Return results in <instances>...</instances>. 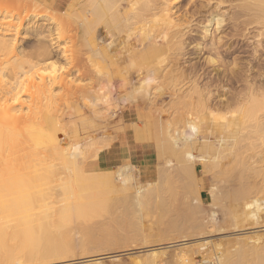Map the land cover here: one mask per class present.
<instances>
[{"label":"bare ground","instance_id":"6f19581e","mask_svg":"<svg viewBox=\"0 0 264 264\" xmlns=\"http://www.w3.org/2000/svg\"><path fill=\"white\" fill-rule=\"evenodd\" d=\"M5 1L6 0H0V5L1 4L3 5V7L0 6V13H1L0 17L2 16V19H0V264H12V261H14L15 256L16 255L18 256V254H23L24 256L26 255L25 256L26 258L24 259H26L27 261L31 258L30 256H33L34 260L36 258L39 259L40 258L43 259L45 257L49 258V256H53V255L55 256L60 254L63 250L64 251H66V249L68 250L69 248L68 245L70 246L72 244L71 239L69 238L70 235L67 236L68 234H65L66 231L65 232L62 231V232H64L67 238L66 236H63L64 235L63 234L61 235L62 237L60 236L57 239L56 237L59 236L58 233L56 234V232L54 231L55 235L57 236L52 237L45 230L44 226H46V224L49 223L45 222L48 213L47 210L48 208L46 209L47 204L44 203L45 200L44 196L48 197L49 200L51 201L52 200L56 201L59 199V197L60 199H62L59 200L61 202L63 201L64 203L58 208H55L54 207L55 205H53L54 207L53 209H55V211L54 210L53 211L56 212L54 216L57 214L60 223L62 225H65V227L67 228L68 223H70L71 225L73 224L72 222L74 221L77 222L78 220L79 221L82 220L81 222H84L90 218V215L93 212L92 209L93 207L91 208L90 204L94 203L93 202L94 200L96 201L102 198V197L99 198L100 195L102 194H100L101 192L99 193L98 189L101 190L103 188H107V189L109 188L111 190H115V192L117 191V193L119 192L118 190L120 191L126 190V183L123 184L124 181L122 183L120 179L118 181V178H116L115 175V171L111 173L102 172L104 169H107L108 165L111 166L115 164L114 161L115 149L109 148L110 144L106 143L108 142L107 140L108 136H106L107 141L104 138L106 142L105 141L103 143H101L102 141L100 143L95 142L97 139L100 140L101 138L103 139V137H105L106 131L108 129L107 125L104 124L107 121L105 118L116 116L115 112L114 111L112 112L111 111L112 109L110 110V105H111L110 102L112 101L114 102L113 105L116 104L118 106L119 104L124 103L125 101L128 100L134 102L135 100H137L138 96H140V98H142L143 100H147L148 102H150L149 104H152L153 103L152 99H154L153 98L154 95L150 93V89L151 87L156 86L157 87L156 91L159 94H161L160 90L162 89L161 86L163 85H161L162 82L158 83V75L159 74L163 75L162 73L165 70L167 71V72L165 71L167 73L166 76H168L166 78L169 79L172 77V75L176 73L174 75L175 77L173 76V80L176 79L180 81L178 82L176 81L177 86H173V88L174 87H177V89L181 88L178 87V85L180 83L183 85V82L185 80L187 81L188 77L190 78V74H191V73L189 74L190 69L188 67L187 69H189V71L187 73H185V71H182L178 67V64L181 59H183L181 61L184 60L190 61L193 59L198 60L199 57H201L206 53L210 55L211 54L214 55L215 59L210 57H205L203 61V63H205V66L211 68L210 71L215 72L214 77L218 79L222 78V80L228 79L229 80L228 82H231V84L234 81L236 83L240 82L243 87V90L246 89L245 92L243 93L238 92L237 95H235L234 93L231 96V99L235 98L236 96L237 98L234 99V101H237V99L239 98L238 100L239 102L240 99L243 97L246 100L245 102H247L248 104L249 102L251 103L253 102L252 104H255V106L254 105H250V106L254 108L252 107L250 108L249 106L245 108V110L247 109L249 111L250 109L251 110L253 109L252 110L253 113L251 111L248 112L247 110L246 111L243 110L245 112H248L250 114L249 117L251 116V118H258L257 115L260 112H264L263 111L264 94L263 93L257 94L256 91L255 92L251 91V90H255L253 88L258 89V87H260V85L264 82V74H262L263 72L261 71L262 72L261 73L257 71L259 75L257 74L255 75L258 76L257 83L259 86L257 85V87H253L254 83L252 84V82H256L254 76L252 77V73L255 72L254 67L257 66V68L260 69L261 66H264V0H244V2L241 3L240 5L238 6L236 5L237 8L233 5L235 7L234 8L235 10H233L231 16H228V13L226 16L223 13L222 9L226 7V5L231 4V1L233 2V0H204L205 4L204 5L199 4L198 7L197 6L194 7V9L189 13L190 17L187 20H183V19L181 20L178 18L175 19L173 18V15L175 13L172 15L170 12L169 9V7L171 8L170 3L171 5L178 4L179 0H56L57 3L55 4L58 5L56 6L53 2L52 3L53 10H50L48 12H41L36 10L34 5L26 6L24 4L14 9H12L11 7L6 8V6L4 8ZM36 1H42V0H36ZM44 4L45 3H43V5ZM191 4L192 3H190V5ZM40 6H42V4ZM59 10L60 11L64 10V14H66L70 19V23L68 25L69 26L73 25V29L75 28V30H77V32L75 33L79 35V36L77 35V38L76 36L73 37L75 35L74 33L75 30L71 31L73 34L71 32H68L67 35H69L70 33H71L70 35H72V44L70 42H68L69 44L63 43L68 47L62 46L59 43V40H64L62 38L67 36L66 35L67 31L64 28L69 29V27H66L65 23H63L65 25V27L63 26L64 27L63 29L65 31L62 30L60 27H58V23L56 28L54 29L55 31L51 30L52 33H49L47 35L45 31H43L42 29L36 30L35 34L33 35L35 40H33L34 38L32 39V41H35L34 43L35 46L32 48V50L29 51H27L28 48L27 49L25 48L27 45H28L27 47H29L28 42H25L22 46H20L21 44L18 43L20 44L18 45L16 40L6 38L10 32L12 33V31L17 33V30L21 26L22 21L30 20L31 18L42 19V17H48L50 24H53L55 26L56 19L54 16H57L56 14L57 12H59ZM61 17L65 18L66 16L63 17L61 15ZM225 17L226 18L229 17V18L225 19ZM200 18L206 22V25H203L202 27L199 26L202 24V23L199 24L201 20ZM64 20L66 21V19H63L61 21ZM58 22L61 23L60 21ZM259 25L261 26V30L263 32L258 31L257 28H259ZM211 26H214L215 31L218 32H224L227 29L229 30L231 29L233 33L235 32L236 36L237 35L239 36L236 37L234 35L236 39L242 37V39L241 38L240 39L243 43L245 41L244 48L249 49L250 47V49L253 51L252 58H254V64L251 63L249 67V64L248 66L243 65L244 63L241 62L238 63L234 60L232 62L229 61L230 62L229 63L225 61L223 57L221 58L220 56H222V54L221 53H220L221 55L219 54L218 49L223 48L224 50H228L232 46L230 43L233 37H231L230 34L232 35L233 33L231 32L230 34L227 33L228 35L226 37L230 36L229 38L219 37L215 40L207 42L205 39H207L208 37V34L210 32L209 28ZM194 27L195 28L199 27V29L202 30L201 33L203 37L200 39V41H197L194 35H190V32H193ZM255 29H257L258 31L256 32L257 35L255 34V37H253L254 35L252 37H249L251 36L250 33L255 31ZM31 33H33V31ZM31 37L29 38L31 39ZM69 37L70 36H67L66 38L69 39L68 41H71L70 40L71 38ZM253 38L255 41H250L251 39L253 40ZM76 39L78 43L80 42L78 39H80L81 44L79 43V45H77L76 43L77 48L73 49L71 46H73L74 44L73 40H75L76 42ZM233 40H235V38ZM69 45L72 49L69 47ZM239 45L241 46V44ZM31 46L32 44L30 45V47ZM78 46L81 47V52L83 55L81 54L80 56L79 55L77 56L76 54L75 55L73 54L76 52L75 50L79 49ZM64 47L66 48V50ZM244 48H242L241 53H243V51H245L244 53H246L247 49L243 50ZM68 49L70 51H67ZM72 50H74V52H72ZM66 51L68 54L69 52L70 53L72 52V54L75 57H70L73 56L72 54L70 56H67L65 54ZM230 52L234 54V50H231ZM77 54H80V49ZM171 59H173L175 62H173ZM195 67L197 69V63ZM262 69L264 68L262 67ZM72 70L77 71L78 75L76 74L75 75L78 76V78L80 79L87 78V80L90 79L91 84L90 81L87 83L86 80L84 87H82L78 85L77 82L76 83L74 82L77 81V79L73 80L72 78L73 81L71 79H68ZM198 71L199 70H197V73H195L196 71L193 72L197 74V77L199 76ZM207 71L209 70L207 69ZM173 72L174 74H172ZM203 73H205V71ZM201 78L202 77H200V79ZM190 79H192V77ZM209 79L210 81H213L211 77ZM83 80L82 82H84ZM172 82L173 84L175 83L174 81ZM195 82H197L196 79H194L193 83ZM198 82L200 81L198 80ZM198 82L196 83V85L199 84ZM208 83L210 84L209 81ZM231 84L229 83V85ZM196 85L194 84L193 88L195 90L200 89L199 87L196 89L195 88ZM171 86L172 85H170V87ZM55 88H59V89L61 88L62 89V90L60 89L61 93L59 92L60 94L59 93L57 94L55 93L56 91L53 93ZM176 92L174 93L172 91L171 93L172 95L174 94L176 95ZM193 92L194 90L192 91V93ZM195 92L193 96L195 95ZM201 92L202 91L200 89L199 93L201 95V98L204 99L206 95L204 97L201 94ZM177 93L178 95L182 96L183 92L179 94V89H178ZM23 96L26 97L27 99L22 100ZM158 97L160 98V95H158ZM173 97L174 96H172V98ZM177 98L181 99L182 97L179 98L178 96ZM188 98L190 99V97ZM194 98L196 97L194 96ZM198 99H193V100H198ZM255 99L256 102L254 103ZM221 100L222 99H220L219 101ZM186 101L183 100L181 102L182 107L184 105L186 106V104L182 105ZM204 101L203 104L207 102ZM193 102L194 105H196L195 103L200 101L197 102L193 101ZM223 102L225 103L223 104ZM223 102H220L222 103L219 105L221 106V108L218 107L217 103L219 102H216L217 104L216 108L214 106H212L211 108V105H210V109L207 108L209 110V112H206V114L207 113L209 114V117L206 118L207 122L201 124L202 121L200 119L202 132H198L200 131L199 130L200 128L197 125L198 123L194 121L192 123L184 122V125L182 127L183 129L180 131L178 130L179 128H181L179 126L176 129L177 131L173 132L174 129L173 127L171 131H168L171 132L170 134H172L173 132V135H169L172 148L170 147L168 148L171 149V151L175 155H177L178 158L179 155L181 156V158H184L185 152L188 151L193 152V154H189L185 160L186 161L193 160L194 163L199 162L198 165L200 166V164L207 162L205 161L207 159L206 157H209V159H211L210 158L211 154L219 153L216 150L217 147L215 145V142H212V140L205 138L206 136H208L209 138L210 135L208 134L203 135V133L205 132L204 130L205 127H207V129H210L211 133L220 129L225 131L227 135L230 134L232 135V133H234L236 143L243 142L244 140H246L245 138L249 136L247 133L239 134V131L244 126V119L248 116L245 112H243L244 116L246 117L244 118L238 117L239 111L242 109V105H240L241 106L239 107L240 109L237 108L234 110L237 111L239 109V111H237L238 113L236 118H231V114L227 112L230 115V117H228L229 118L228 121H231V119H233V123H231L230 126H227L225 128L222 126L225 124L224 122L225 119L223 118L224 116L221 118L223 121L220 122L221 120L217 119L215 116L212 115L214 114V112L218 111L219 108L221 110L223 109V107L228 109V107H230L229 105L230 104L232 105L233 103V102L230 103L229 100L227 102L226 101ZM135 103H132L128 111L122 112L119 115L118 124L120 125L121 123L122 124L126 123L128 125L127 131L124 132L121 136H119L122 139H124L125 143L117 145L125 153L136 148L135 143L138 137L137 128L139 126L138 121L141 122L144 118H151L156 113L155 112L153 114L151 111L142 112L138 108L137 106L138 104ZM168 103H169L168 101L165 102V104ZM201 103L202 102H200V105L202 107L203 104ZM209 104L210 103L208 101L207 105ZM248 104H246V106ZM161 105L163 106V103ZM194 105L193 104L190 105V109L191 106ZM167 106L169 108V104ZM176 106L174 105V107ZM25 108L26 111L24 112L23 109ZM197 108L199 107L196 106V109ZM203 108L204 110H202ZM155 109L158 108L155 107ZM196 109H192V110H196ZM202 109L201 112L202 111L204 112L206 109L205 106H203ZM145 110H147V108ZM158 110H160V108ZM168 110H170V108ZM192 110H190L191 112L189 110L188 111L192 114L194 112V111L192 112ZM198 111L200 117L202 113L200 112V110ZM223 111L226 112V110ZM196 112L194 113L195 115ZM218 112L221 111L219 110ZM257 112L258 114H256ZM161 113H163V111H161ZM183 113L188 115V116H184L185 118H190L187 111L186 113L185 111H183ZM243 114H241L242 117ZM253 115H256L257 117H254ZM177 116H181V115H177ZM210 117H215V118H210ZM196 118H198V116ZM208 118H210L209 121ZM165 120L167 121V119ZM216 120H218V122L220 123L218 122L216 123ZM157 123L158 122L156 121V123L153 124L156 125ZM163 123H165L164 120ZM168 123H170L171 125L172 120L170 122L168 120L167 124ZM153 124H152V129L154 126ZM160 124H162V121ZM167 124L166 127H168ZM112 125L113 124H111V127ZM157 125L156 127L158 128L161 127ZM170 125L169 127L172 126ZM156 130L157 129H155L154 132H156ZM108 131L110 132V130ZM154 132L153 135L155 136ZM220 137L221 140L225 138L222 136ZM154 140L156 139L154 138ZM213 140L218 143L216 136ZM225 142L226 141H224L222 144H224ZM155 143H154V147L156 150L158 148L156 147L157 143L156 144ZM161 143L163 142H160V144ZM232 146H234L235 149L232 147V150L230 152L232 153V155H234L233 153L238 151V149H236L237 148L236 145L232 144ZM161 148L163 150L162 146ZM158 150H160V148ZM158 150H156V153L160 152ZM233 150L235 151L233 152ZM166 151L171 152L168 149ZM223 151L224 149H222V153ZM230 152H228L227 154L228 155L230 154V156L232 157ZM162 154L164 155L165 152ZM166 155L168 154L166 153ZM168 156L164 155V158L163 157L162 158L165 160V157L168 158ZM127 157L129 158V161L132 159L131 154H129ZM227 157L229 158V156ZM234 157L235 155L232 157V159ZM170 158L168 159L169 161ZM225 158L222 159L225 160ZM226 160L228 161L229 159ZM158 162L159 160L157 161L156 164H158ZM191 164L193 165V163ZM203 165H205V163ZM216 165L222 167L223 164L220 165L219 163H217ZM156 166L157 165H155V167ZM123 167L126 168L127 171L131 170L132 173L131 175L134 179L133 170L135 169V167L132 164L125 163L120 167H118L117 170L123 169ZM195 169H196L195 166L191 168L185 167L184 172L189 174L192 172L195 173ZM136 172L140 175L139 170L136 169ZM259 173L260 172H258V176H260ZM261 174L264 175V173ZM261 179H264V177L262 176ZM54 191L55 193L53 194ZM104 191L109 192V190L107 191L104 190ZM234 196H239V194L235 192V194H233V196L231 197ZM41 199H44L42 203L40 202ZM59 200L58 202L60 204L61 202ZM104 200L106 201V199ZM101 203L103 202H100V204ZM101 205H99V207H101ZM105 205L108 208L109 206L108 203L107 204L105 203ZM96 208L94 213H92L94 215L98 214L99 212L98 211L96 213L97 210ZM37 209L41 210L40 213L38 212L39 214L38 213L35 214L34 212ZM98 210H100V208ZM95 217H98V215ZM10 223H13V228H12L13 233L11 232V234L10 233L8 234L9 232L8 228H11V226L9 225ZM53 224L55 223L53 222ZM49 225L51 226V223ZM70 225L68 226V228H71ZM83 225L82 227H84ZM87 225H88V221H87ZM55 226L53 227L54 229L56 228ZM71 229L69 230L67 229V232H69ZM40 235L42 236L41 237L42 240L39 238ZM39 239L42 241V244L41 242H39ZM68 239H70V241ZM12 241L14 243L11 245L10 242ZM94 242L92 244H96V245L98 244L97 242L95 243ZM84 249L86 250V248ZM70 250L71 253L73 251L75 252V250H72L71 248ZM82 250L83 249H81L80 251ZM64 251L62 253L65 254L66 252ZM240 252L241 250H239V253L237 254H240ZM62 253L60 255L61 257H63ZM23 255H20V257ZM65 255L64 257H66ZM71 255L73 256L74 254ZM67 257L69 258L68 255ZM53 259H55V257ZM215 259H216L215 264L232 263L228 259H227L228 261H226V259L225 261H221L223 258L221 260H218L220 259L219 257L218 258L215 257ZM97 261L99 260H96V262Z\"/></svg>","mask_w":264,"mask_h":264},{"label":"rangeland","instance_id":"374dc122","mask_svg":"<svg viewBox=\"0 0 264 264\" xmlns=\"http://www.w3.org/2000/svg\"><path fill=\"white\" fill-rule=\"evenodd\" d=\"M193 1L195 4L193 3ZM5 2H4V8L6 6V8L11 7L12 9H14L18 6L23 5V4L26 6L34 5L36 10L41 11V12H48L50 10H53L52 9L53 8L52 3L53 2H54V4L57 3L56 0H42V1L19 0V2H18V0H6ZM243 2H244V0H240V2H239V0H233V2L231 1V4L226 5V7H224L222 9V11L226 16H227V13H228V16H231L233 10H235L234 8L235 7L237 8V6ZM43 3H45L46 6H45V4L43 5ZM190 3H192V4L190 5ZM41 4H42V6H40ZM199 4L204 5L205 4L204 0H202V2H201V0H189V3H188V0H179L178 4L171 5V3H170L171 8L169 7V9H170V12L172 15L175 13L173 15V18H175V19L178 18L181 20L182 19L187 20L190 17L189 13L194 9V7H196V6L198 7ZM55 5L57 6L58 4H55ZM188 5H190L191 7ZM0 6L3 7L2 4ZM47 6H49L50 8ZM56 15L57 16H54L56 19V25L55 26L53 24H50L48 17H42V19L41 18H34V19L31 18L30 20L22 21L21 26L17 30V33L12 31V33L10 32L6 38L16 40L17 44L18 43L21 44V45L18 44L20 46H22L25 42L29 43V47L32 44L30 49H29V47H27L28 45L25 47L26 49L28 48L27 51H29V50H32V48L35 46V44H34L35 41H32V39L34 38L33 35L35 34L36 30H38V29H42L43 31H45V33L47 35L49 33H52V31H55L54 29L56 28L57 23H58V27H60L62 30L65 29L67 31L66 35L68 34V32L75 30V28L73 29V25H71L72 27L68 25L70 23V19L66 14H64V10H61V11L59 10V12H57ZM58 15L60 17H61V15L63 17H65V16L66 17L60 18ZM228 18L229 17H227V18L225 17V19H228ZM0 19H2V16L0 17ZM63 19H66V21L65 20L61 21ZM58 21H60L62 24L59 23ZM67 21H69V22H67ZM63 23H65L66 27H69L70 31L68 28H64L65 25ZM199 24H201L199 26L202 27L203 25H206V22L203 19H201ZM59 25H61V26H59ZM197 28L194 27L193 28L194 30H193V32H190V35H194L196 37V40L200 41V39L203 37V35L201 33L202 30L199 29V27H197ZM209 29H210V32L208 34L207 39H205L207 42L215 40L219 37H226L228 35L227 33H229V34H230V32L233 33V31L231 29L230 30L227 29L224 32L215 31L214 26H211ZM257 29L259 32L262 31L260 25H259V28H257ZM257 29H255V31H253L254 29L251 30L253 32L250 33L251 36H249V37H252L253 35H254L253 37H255L256 32H258ZM27 31H29V32H27ZM32 31H33V33H31ZM194 31L196 34L194 33ZM75 32H77V30H75L74 33ZM70 34L67 36H70L69 38H71L70 39L71 41H68L69 39L66 38L67 36L65 35L66 37L62 38L64 40H59L60 45L68 47L64 44L65 43L69 44L68 42H70L72 44V35H70ZM156 34H158V33H156ZM77 35L78 34L75 33V35L73 37L76 36V38H77ZM234 35L236 36L235 32L232 35L230 34V36L233 38H232L231 43H230L232 46L228 50H224L223 48H220V49H218L219 51L218 50L217 51L219 52V54L220 53L222 54V56H220V57L221 58L223 57V59L227 62H229V61L232 62L234 60L238 63H240V62L244 63L243 65L248 66V64H249V67H250L251 63L254 64V58H252V52L253 51L250 49V47H249V49L244 48L245 47V45H244L245 41H244V43L241 41L242 37H240L241 39L240 38L236 39V37H239V36L237 35L235 37ZM29 37H31V39ZM229 37H226V38H229ZM234 38H235V40H233ZM26 39H29L30 41L26 40ZM33 40H35V38ZM78 40L80 41L79 43L81 44V40L80 39H78ZM62 41H64V42H62ZM250 41H255V40L253 38V40L251 39ZM73 43L75 44V47H74V44L71 47L73 49L77 48L76 43H77V45H79L77 39H76V42H75V40H73ZM238 43L241 44L242 47ZM70 45H69V47H70ZM234 47H236V48H234ZM78 48L80 49V54H77L79 52V49L75 50L77 53L75 52L73 54L80 56L82 54L81 47L78 46ZM242 48H244L243 50L247 49L248 51L246 50V53H244L245 51H243V53H244L243 54V53H241ZM69 49L67 51H70ZM235 49H237V50H235ZM65 50H66V48H65ZM220 50H221V52H220ZM231 50H234V54L230 52ZM67 51L65 53L67 56H70L72 54V52H74V50H72V52L71 53L69 52V54H68ZM238 51H240V52H238ZM228 52L230 53V55ZM74 55L70 56V57H75ZM227 55H229V56H227ZM205 57H210V58L215 59L214 55H212V54L210 55V54L206 53V54L202 55L201 57H199L198 60L197 59H193L190 61H186V60L181 61L183 59L180 60L178 67L182 71H185V73H187L190 69V71H189V74L191 73L190 78L192 77V79H190L188 77L187 81L185 80L184 81L185 83L183 82V85L181 83L178 85V87H181V88H178L179 94H181V92H183L182 96L178 95L177 87L173 88V86H177V82L180 81V80H176V79L173 80V76L176 73L174 74V72H173L172 74H174V75H172L170 73L172 75V77H171L172 80H171V78L170 79L166 78L168 76H166L167 71L165 70L166 72L164 71L162 73L163 75H161V74L158 75V83L162 82L161 85H163V86L160 85L162 87V89L160 90L161 94H159L156 91V88H157L156 86L151 87V89H150V93L154 95V96L152 95L154 98V99H152L153 105L149 104L150 102H148L147 100H143L142 98H140V96H138L137 100H135L134 102L131 100H128V101H125L126 104L124 102V103L119 104L118 106L116 104L113 105L114 102H112V101L110 102L111 103L110 110L112 109L111 111L112 112L114 111L116 116L105 118L107 121L104 124H106L108 127L106 134H105V137H103V139L101 138L102 140L97 139L95 142L100 143L102 141L101 143H103L107 139L106 136H108V139H107L108 142H106L107 140L105 142L110 144L109 148L115 149V153H114L115 164H113L111 166L108 165L107 169H104L102 172L111 173V172L115 171V175H116V178H118V181L120 179V181L122 183L124 181L123 184L126 183V190L125 191L118 190L119 192L117 193V191L115 192V190H111L109 188L108 189L103 188L101 190L98 189L99 193L101 192L100 194H102V195L99 194L100 195L99 198H101V197L102 198L98 199L96 201L95 200L93 201L96 205L98 204L97 206L94 203L90 204V207L91 208L93 207L92 213H94L95 208L97 207L96 213L99 211L98 214L94 215L91 213L90 218L84 222H81L82 220L81 221L78 220L77 222L76 221L72 222L73 224H71V225H70V223H68L72 229L68 228V226H69L68 224H67V228L65 227V225H62L60 223L58 217H57V214L54 216V214L56 212H54L55 209H53V208L54 207L55 208L60 207L64 203L63 201L62 202L60 201L62 199H60V197H59L60 200L59 199L58 200L61 202L59 204L58 200H56L57 202L54 200L51 201V200H49L48 197L44 196L45 200L41 199L40 202L42 203V201L44 200V203L47 204L46 209L48 208L47 209L48 213H47L46 219H48V220L45 219V222L49 223V224L51 223V226H50L49 224H46L44 222L46 224V226H44L45 230L52 237L57 236V235H55V232H56V234L58 233L59 236L56 237L57 239L61 235H63L64 232L66 231L65 234H68L67 236L70 235L69 238L71 239V243L75 247L71 244L70 246L68 245L69 251L67 249H66V251L63 250L64 252H66L65 254H67L69 256V258L67 257V255L62 253L63 252L62 251L61 253H62L63 257H64V255L66 256L64 258L60 256L61 253L58 254L59 256L58 255L49 256L50 259L48 257H45L43 259L42 258H40V259L36 258L39 260H36V259L34 260L33 256H30L31 257L30 258L31 262H30V259L28 261L26 259H24V258H26L25 257L26 255L24 256L23 254H18V256L16 255L14 258V261H15V259H16V261L15 262L12 261V264H13V262H14V264H27V263L28 264H31V263H33V264H141V263L142 264H215V262H216L215 257L216 258L219 257L220 259H218V260H221L223 258L221 261H225V259H226V261L229 260L230 262H232L231 264H233V263L234 264L235 263L236 264H241V263L242 264H264V220H263L264 219V189H263L264 188V181H263L264 179H261L262 176L264 177V175L261 174V173H264V112H260L259 114H261V115H259L258 114L259 111H258L256 113V114H258L257 115L258 118H251V116L249 117L250 114L248 112H250V111L252 112V110H253V109L252 110L250 109L252 107L250 105L255 106V104H252L253 102L252 103L249 102V104H248L247 102H245L246 100L243 97H242L243 99L241 98L239 102H238L239 98L237 99V101H234V99L237 98L235 95H237L238 92L239 93L245 92L246 89L244 88L245 90H243V87H242L240 82L236 83L234 81L236 84L234 82L231 84V82H228L229 81L228 79L222 80V78H219L220 79L219 80L218 78H215L214 77L215 72L210 71L211 68L208 66H205V63H203ZM171 60L173 62H175L173 59H171ZM196 63H197V69L195 67ZM245 63H247V64H245ZM187 67L189 69H187ZM262 67L264 68V66H261L260 69H258L257 66L254 67L255 72L252 73V77L254 76L256 82H252V84L254 83L253 87H257V85H258V83H257V81H258L257 75H259L258 72L262 71L263 73L262 72L261 73L264 74V69H262ZM206 68L209 71H207ZM168 69H169V66H168ZM193 70L196 71L195 73H197V70H199L198 71L199 72L198 77H197V74L193 73L194 72ZM202 70H204L205 73H203L204 71H202ZM71 74H70L68 79H71V80H72V78H73V80L77 79V81H74V82L75 83L77 82L78 85L84 87V84L86 83L87 78L86 79L83 78L84 80L82 78L81 79L78 78V76H76V75H78L76 70H72ZM255 74H257V75H255ZM74 75H75V78H74ZM159 76L160 77L163 76L164 78L163 77L160 78ZM200 77H202V78L200 79ZM210 77L213 81H210V79H209ZM163 79H165V80H163ZM194 79H196L197 82H198V80L200 81V82H198L199 84H197L199 86L196 85L197 82L193 83ZM82 80L84 82H82ZM89 81L91 84L90 79L87 80V83ZM172 81H174L175 83L173 84ZM208 81L210 82V84L208 83ZM79 82H80V84H79ZM229 83L231 85H229ZM194 84L196 85L195 86L196 89L198 87L201 89V91H202L201 94L204 97L206 95L205 98L202 96L205 99V101H204V99L201 98V95L199 93L200 89L195 90L193 88ZM75 85H77V84H75ZM170 85H172L171 86L172 88L170 87ZM263 85H264V82L260 85V87H258V89L260 88L261 90L260 89L258 90L257 88L251 87V88L255 89V90H251V91H253V92L256 91L257 94H260V93L264 94V92H263L264 86ZM60 89L55 88L53 93L56 91L55 93L58 94L62 90V89L61 90ZM210 89H211V91H210ZM193 90H194V92L196 91L195 95H194L196 98H194V96H193V94H194V92L192 93ZM151 91H153V92H151ZM172 91L174 93L176 92V95L174 93H173L174 95H172V93H171ZM184 91H187V92H184ZM188 91H190L191 93ZM186 93H187V95H190V94L191 95L187 96ZM197 93H198V95H197ZM234 93H235V95H234L235 98L231 99V96ZM158 95H160L161 99L158 97ZM171 95L174 97L172 98ZM175 96H177V97L179 96V98H181V97L182 98L178 99ZM197 96H200V97H197ZM188 97H190V99ZM210 97H211V99H210ZM25 99H27V98L23 96L22 100H25ZM193 99H198V100H193ZM220 99H222V100L219 101ZM227 99L230 101V103L233 102L234 104L233 103H232V105L230 104L229 105L230 107H228V109L223 107V109L221 110L220 109L221 106H219V105L222 103H220V102H223V101L227 102L228 101ZM155 100H156V102H155ZM181 100L182 101L187 100L186 102H184L182 104V105L186 104L187 108L185 105H184L185 107L181 106V102H182ZM231 100H233V101H231ZM243 100H244V102H243ZM167 101L169 102L168 104H169L170 110H168L169 109L167 106L168 104H165V102H167ZM193 101H196V102L200 101V102H202L201 104H203V101L204 102L207 101L206 103H204L202 105V107L205 106V108H206L204 111L205 113L203 111L201 112L202 107L200 105V102H197V103H195L196 105H194ZM208 101L210 103L209 105H207ZM135 102H137V103H135ZM161 102L163 103V106L161 105L162 104ZM175 102H177L179 104V107H178V104ZM187 102H188V104H187ZM216 102H219L217 104H218V107H220L219 110L221 112H218L219 111L218 110V111L214 112V114H212V115L215 116L217 119L221 120L220 122L223 121L221 118L224 116L223 118L225 119L224 120L225 124L222 125L224 128L227 126H230V124L233 123V119H231V121H228L229 120L228 117H230V115L228 113L231 114V118H236L237 113H238L237 111H239V109H240L239 107H241L240 105H242V109H241L242 111L240 110L242 113L239 111L240 116L238 115V117L244 118L246 116H244L243 112H245L247 110V109L245 110V108H247L248 106L250 107L249 108L250 111L247 110L248 112H245L248 115L247 117H249V118L246 117L244 119V126L239 131V134L247 133L249 136H247V138H245L246 140H244L243 142L236 143L234 133H232V135L231 134L227 135L225 133V131H223L222 129L216 130L218 132L215 131V132L211 133L210 129H207V127H205L204 128L205 132L203 133V135L204 134L210 135L209 138H208V136H206L205 138L212 140V142H215V145L217 147L216 150L219 153L211 154L210 155L211 159H209V157H206L207 159L205 161H207V162H204L205 165H203L204 163L202 162L203 164H200L201 167L198 165L199 162L194 163L193 160H190V161L185 160L186 157L189 154H193V152H190V151L185 152L184 158H181L180 155L178 158V156L175 155L171 151V149L168 148V147L172 148L169 135H173V132L177 131L176 129L178 128V126L181 127L178 130L179 131L182 130L184 122L192 123L193 121L198 123V124L196 123L200 128L199 129L200 131H198V132H202L201 124L207 122L206 118L209 117V114L207 113L208 116L206 114V112H209V110L207 108L210 109V105H211V108H212V106H214L216 108L217 107ZM255 102H256V99L254 100V103ZM132 103L138 104L137 106L142 112L151 111L153 114L155 112L156 113H155V115H153L154 119H153V117H151V118H144L141 122L138 121L139 126L137 128V136L138 137H137V141L135 143L136 148L125 153L117 145L125 143L124 139H122L119 136H121L124 132L127 131L128 125L126 123L125 124L121 123L119 125L118 121H119V115L122 112L128 111V109L132 105ZM172 103H173V105H172ZM191 103L194 106H191V109H190V105H192ZM224 103L225 102H223V104ZM239 103H241V104H239ZM246 104H248V105L246 106ZM174 105L175 106L177 105V106L174 107ZM196 106H198L199 108L196 109ZM124 107H126V108H124ZM155 107H157L158 109L160 108V110L155 109ZM243 107H244V109H243ZM146 108H147V110H145ZM150 108H151V110H150ZM237 108H239V109L237 111H234ZM252 108H254V107H252ZM115 109H117L119 112ZM192 109H196L197 112H196V110H192ZM23 110L25 112L26 108ZM157 110H158V112L159 111L160 112L158 113ZM167 110L169 111V113ZM182 110L185 111V113L187 111L190 118H185L184 116H188V115L184 114ZM188 110L189 111L192 110V112L193 111L194 112L191 114L190 113L191 111L189 112ZM198 110H200V112L203 114L202 115L200 113L202 115V117L206 114L205 115L206 117L205 116L203 117L206 119V121H205V119H203L201 117V115L199 117V111ZM202 110H204V108ZM206 110H208V111H206ZM223 110H226V112H224ZM243 110H245V111H243ZM111 111H110V114H111ZM161 111H163V113H161ZM173 111H174V113H173ZM175 112H177V113H175ZM195 112H196V115L194 114ZM197 113H198V115H197ZM240 113L243 114V117L241 116ZM252 113H251V115H252ZM164 114H165V116H164ZM166 114L167 115L170 114V115L167 116ZM177 115H181V116H177ZM191 115H193V116H191ZM197 116H198V118H196ZM253 116L257 117L256 115H253ZM215 117H210V118H215ZM210 118H208V121L210 120ZM109 119H110V121H109ZM165 119H167V121ZM200 119L202 122L200 121ZM155 120L158 122L157 123L158 125L157 124L156 125L161 126L160 128L156 127V125L153 124V123H156ZM159 120H160V123L162 121L163 125L159 123ZM163 120L165 121L166 124H167L168 120H169V122L172 120V123H171L172 126L170 125V123H168L167 124L168 127H169V125L171 127H169V128L166 127V124L163 123ZM174 121L175 122L177 121L178 123L176 122V124H175ZM200 122H201V124H200ZM217 122H218V120H216V123ZM220 122H218V123H220ZM111 124H113L112 127H111ZM152 124L154 125L153 129H152ZM173 124H174V126H173ZM155 129H157L156 132H154ZM172 129H173V132H172V134H170L171 132H168V131H171ZM108 130H110V132ZM112 130H113V132H112ZM153 132L155 133L156 137L153 135ZM213 134L216 136L218 143L213 140L215 138V136ZM211 135H213L214 138ZM220 136L225 137V138L223 140H221ZM104 138H105V140H104ZM154 138L158 141L154 140ZM159 140H160V142H163V143L160 144ZM224 141H226V142L224 144H222ZM155 142L157 143V146L156 145L155 146L158 149L160 148V150H158V149H156V150L160 151L159 153L161 155L159 153H156V150L154 147ZM232 144L236 145V147H237L236 149H238V151H239V152L238 151L234 152L235 150H233V152H234L233 154L235 155V157L233 159H232V157L234 155H232V153L230 152L232 150V147L234 148V146H232ZM161 146L163 147V150H162ZM242 146H243V148H242ZM239 147L241 148V150ZM167 149L171 152L166 151ZM214 149H215V147H214ZM222 149H224L223 153H222ZM164 152H165V154H164L165 156L169 155L168 158L165 157V160L163 159L164 155L162 154ZM228 152L231 153L232 157L230 156V154L229 155L227 154ZM166 153L168 155H166ZM129 154H131V156H132V159L130 161H129V158L127 157ZM225 154H227V155H225ZM156 155H158L159 157ZM227 156H229V158ZM170 157H172V158H170ZM169 158H170V161L168 160ZM222 158H225V160H223ZM156 159L159 160L158 164H156L158 161ZM226 159H229V160L227 161ZM125 163L132 164L135 167V169L133 170L134 171V174H133L134 179L131 175L132 174L131 170L127 171V169L124 167H123V169L117 170L118 167H120L121 165H123ZM191 163H193V165ZM206 163H208V164H206ZM217 163H219L220 165L223 164L222 167L217 166L216 165ZM155 165H157L158 167L157 166L156 167L159 169H157L155 167ZM194 166L196 167L195 173H193L191 171L193 173V175H192V173L189 174V173L184 172L185 167L191 168ZM136 169L139 170L140 175L136 172ZM183 172L185 175L183 174ZM253 172H254V174H253ZM258 172H260L259 173L260 176L262 175L261 177L258 176ZM97 173H99V172H97ZM186 175H187L189 180L187 179ZM191 176H193V177H191ZM102 190L103 191L109 190V192H105V191L103 192ZM113 191H114V193H113ZM169 191H171V192H169ZM235 192L238 193L239 196L231 197V196H233V194H235ZM54 193H55V191L53 192V194ZM104 193H105V195H104ZM231 193H232V195H231ZM103 195L105 198L103 197ZM103 198L106 199V201ZM101 200H103V201H101ZM99 201L104 203V204L101 203L103 206L100 204ZM96 202H99V203H96ZM105 203L106 204L108 203V205H109L108 208L105 205ZM53 205H55V206L53 207ZM99 205H101V207L103 208L104 211L102 210L101 207H99ZM111 205H113V206H111ZM94 206H95V208H94ZM98 207L100 208V210H98L99 209ZM105 209H107V210H105ZM40 211L41 210L37 209L34 212L36 214L38 212L40 213ZM226 213H227V215H226ZM97 215H98V217H95ZM156 217H158V218H156ZM52 220L55 224H53ZM49 221H51V222H49ZM87 221H88V225H87ZM9 225L11 226V228H8L9 229L8 234L9 233L11 234L12 228H13V223H10ZM52 225H54V226L56 225L55 226L56 228L54 229L53 228L54 226H52ZM82 225L84 227H82ZM62 226H64L65 228ZM50 228L51 229L53 228V229L51 230ZM67 229L68 230L71 229L70 230L71 232L70 231H69L70 233L67 232ZM90 229H92V230H90ZM85 230H88V231H85ZM62 231H64V232H62ZM72 232H75V233H72ZM79 232H81V233H79ZM86 232H88L89 234ZM65 234L63 236H66ZM72 235H74V236H72ZM67 236H66V238H67ZM41 237L42 236L40 235L39 238L42 240ZM91 238H92V240H91ZM40 239H39V242H41V244H42V241ZM70 239H68V240L70 241ZM85 239H86V242H85ZM94 241L97 242L98 244L97 245L92 244ZM13 243H14L13 241L10 242L11 245ZM84 244H86L87 246ZM70 248L72 250H75L76 253L74 251L71 253ZM84 248H86V250ZM252 248H253V250H252ZM81 249H83V250L80 251ZM239 250H241V252H243V253L240 252V254H237V253H239ZM67 252H70V253H67ZM244 253H245V256H244ZM71 254H74V255L72 256ZM20 255H23L24 257L23 256L20 257ZM77 255H80V256H77ZM227 255H229V256H227ZM221 256H223V257H221ZM54 257H55V259H53ZM27 258H28V256H27ZM61 258H63L64 260ZM241 258H243V259H241ZM19 259L21 262L19 261ZM22 259L26 263H24L22 261ZM230 259H232V260H230ZM32 260H34V261H32ZM40 260H42V261H40ZM96 260H99V261L96 262ZM234 260H236V261L238 260V261L236 262ZM36 261H38V262H36Z\"/></svg>","mask_w":264,"mask_h":264}]
</instances>
